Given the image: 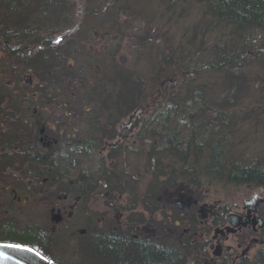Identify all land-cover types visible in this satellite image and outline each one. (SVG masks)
<instances>
[{
  "label": "trees",
  "instance_id": "16d2710c",
  "mask_svg": "<svg viewBox=\"0 0 264 264\" xmlns=\"http://www.w3.org/2000/svg\"><path fill=\"white\" fill-rule=\"evenodd\" d=\"M61 1L0 0L1 192L13 187L26 188L18 178L10 180L6 167L11 165V159L4 161L2 158L4 150L15 152L22 149L18 147L20 142L29 144L26 152L22 150L24 158L19 159L16 155V160L19 159L18 164L25 165L26 170H34L30 175L33 185L49 186L52 190L60 183L68 192L72 187L65 179L78 166L79 158L89 157V153L97 152L95 149L105 141L116 138V125L142 107L145 109V106L155 104V98L164 99L169 108L158 117L152 116L153 112L148 116L155 135L149 138L153 142L146 151V158L154 163L147 166L149 182L145 194L152 195L149 201L154 207L158 206L155 195L158 192H169L184 186L183 183L197 187L198 179L205 176L234 185L264 188V167L238 162L234 154L229 155L230 143L225 134L233 121L231 110L248 90V86L238 82L242 74H246L243 70L250 65L248 62L243 67L244 57L257 54L256 59L264 60V38L259 40L254 36L259 32L264 34V0H156L159 8L151 12L145 10L138 0H123L127 8L133 9L126 15V21L120 19L118 11L113 13L114 1L110 8H99L97 13L89 10L86 17L99 15L105 19L109 13V24L103 20L105 27L110 25L109 30L121 37L130 32L128 26L134 27L136 30L132 34L145 42L143 49L153 47L151 39H163L161 48L154 47L160 50L156 52L157 60L148 59L152 71L150 79L157 87L150 97H147L144 77L134 69L126 68L124 58L111 62L104 53L91 60L90 55L81 52L84 48L81 44L71 41L67 43L69 48L63 56H72L76 66L71 70L66 68L61 49L56 53L49 35L42 36L44 32L50 33V29L52 32L70 24ZM192 10L198 17L189 25L183 14ZM167 29L176 31L165 33ZM109 30L107 34L111 33ZM29 40L34 49L31 56L23 49ZM118 49L119 45L113 47L115 52ZM21 54L25 57L20 59ZM12 63L16 70L9 69ZM22 72L31 75L32 85L26 88H35L33 92H38V96L15 93ZM2 73L13 77L14 81L3 78ZM200 75L218 79L215 83L191 85V78ZM177 79L182 84L180 90L175 89ZM168 82L169 91L160 90L163 88L160 85ZM214 91L217 93H209ZM24 95L28 96L31 106L37 108L32 123L17 116L21 114ZM47 108L50 116L46 115ZM193 109L215 113L216 118L202 121L198 116L190 115L189 111ZM54 110L57 115L53 116ZM47 120L51 126L45 125V131L41 132L42 122ZM219 126L226 129H217V134L214 127ZM180 129H185L187 135L181 134ZM43 138L48 141V146L42 143ZM9 153L6 156L11 158ZM108 169L104 165L98 166L95 168L97 177L93 178H104L108 183L114 181L116 185L112 191L123 190L120 175ZM149 209L153 211V207ZM19 210L21 208L15 210V214L6 211L12 216L0 222V242L25 245L46 256L41 247L34 244V241H47L45 232L39 231L42 229L32 221L20 229L18 216L22 212L19 214ZM184 213L189 216L188 223L194 226L196 221L191 213ZM159 224L163 225L158 231L162 236L159 239L168 240L164 231L168 220ZM84 230L87 233V229ZM60 234L58 237H64ZM88 234H94L86 239L85 244L92 257L91 264H196L198 250L201 252V245L193 242V236L178 238L176 233L169 239L173 244L131 234L112 237L104 232L91 231ZM234 264H264V246L250 261L244 259Z\"/></svg>",
  "mask_w": 264,
  "mask_h": 264
},
{
  "label": "rangeland",
  "instance_id": "374dc122",
  "mask_svg": "<svg viewBox=\"0 0 264 264\" xmlns=\"http://www.w3.org/2000/svg\"><path fill=\"white\" fill-rule=\"evenodd\" d=\"M112 1L115 2L112 9L113 13L118 11L120 13V19L126 21V15L133 9H129V6L127 8L126 4H123V0H62L61 2L62 4L64 3L63 7L65 8V12L69 15L68 20L70 24L52 30V32L50 29V33L44 32L42 36L48 34L54 51L57 53L58 50L61 49L60 52L62 56L68 51L69 47L67 43L74 41L76 45L81 44V46L84 47L81 49V52L90 55V59H95V57L99 56L102 57L104 53L107 54L106 59H109L111 62L124 58L126 68L134 69L139 75L144 77L147 97H150L157 87L150 79L152 71L148 59L153 58L157 60L155 58H158L156 52L160 50H156L154 47L158 45L159 48H161L163 39L160 41L161 37L157 38V40L153 38L151 39L153 41V47L143 49L145 42L142 43L139 39L134 37L132 33L136 29L128 26V23L124 24H127L128 28H131V30L130 32H125L121 37L120 34L116 35V32L112 33L109 30L110 25L105 27V22L103 20L106 19L107 24H109V13L105 15V19H103V16L100 17L99 15H89L86 17V13L89 12V10H95L97 13L105 6L110 8L113 5ZM138 1L145 10H150L149 12H151V10L157 11L159 8L156 0ZM6 2H8V0H6ZM183 16H187L189 25L194 23L198 17L195 10L186 11ZM164 20L168 19L164 18ZM136 23L137 22H135V25ZM108 30L111 32L110 34H107ZM171 31L176 30L167 29L165 33ZM254 36L259 40L264 38V34L261 32L255 33ZM25 44L27 45L23 49L27 51L26 55L29 52L31 56L34 49L32 45H30V40ZM118 45L119 49L115 52L113 47ZM147 50L151 51L147 52ZM166 50L167 49L163 52ZM253 52L256 53V50H253ZM256 56L257 54H252V56L244 57L243 67H245V64L248 62L250 65L243 70L246 74H242L238 82L239 85H244V87L248 86V90L237 100L236 105L231 110L233 121L229 123L230 127L226 129L221 127V125L219 127H214V130L226 129L225 134H227L226 136L230 143L228 148L230 152L229 155L231 153L234 154L238 162L244 164L255 163L257 166L264 167V60L260 61L256 59ZM23 57L25 56L21 54L19 58L21 59ZM19 58H16L17 62ZM63 59L67 63L66 68L68 70L76 66V62L72 56L65 54ZM14 60L15 59H13V61ZM89 63L91 66L93 65L91 61H89ZM20 66L22 65L20 64ZM15 68L16 66L13 63L9 66L10 70ZM1 76L5 79H9L10 82L14 81V78H10L8 74L2 73ZM200 76L201 77L197 78L193 76L191 78V85L197 83V86H199L200 83L205 84V82L215 83L218 79V77L210 78L208 76ZM26 79H30V84L26 83ZM32 80L33 78L27 72L21 74L18 80V90L15 89V93L20 95L21 92H24L29 96H32V93H34L38 96V92H33L35 88H26L27 85L29 87L32 85ZM254 80L255 84L252 85ZM169 84V82L161 84L160 86H163V88L160 90L168 92V88H171V86H168ZM181 85V82L178 80L177 83H175V89L180 90ZM14 87H16V85ZM175 89L173 88L172 92H174ZM209 93L214 94L217 92L214 91ZM22 98L24 100L23 106L21 107L22 111L21 114H17V116L32 123L34 122V117L37 115V108L31 106L28 96L26 98V95H24ZM154 98L155 97H153V99ZM35 99L37 100L36 97ZM156 100V98L153 100L155 104L150 107L145 106V109L142 107L143 109L139 110V112H134L129 118L127 117L121 120L114 129L117 133L116 138L111 141H105L102 146L95 149L97 152L89 153V157L79 158L78 166L74 168L75 170L73 169L74 171L72 170L70 172L69 177H67L68 179H65L68 180L69 185L72 187L68 192L66 191L67 187L60 183L57 185L55 184L52 190L49 186L33 185V180L30 175L34 170L30 168L26 170L25 165L18 164V160L22 158V156L24 158L22 150H24V152L27 151L26 146H28V142H20L18 147L21 146L22 149L20 148L18 151L15 150V152H7V150H4L2 156L3 160L6 161L7 159H11V165L6 167V174L9 175L11 181H14L16 178L20 179L26 188L13 187L12 189L9 188L5 190V192L0 191V222L12 216L6 213V211L15 214V210L21 208L18 212L19 214L22 212V214L18 216L19 228H23L32 221V223L38 225L40 229H42L39 231L45 232L47 241L45 243L34 241V244L41 247L46 256L54 264H91L92 257L89 256L90 254L85 247L86 239L88 240L94 235L88 234L91 231L93 233L104 232L110 237L128 234L138 236L136 228L145 229L144 232L148 235L146 238L147 240H163L166 244H173V241L169 239L173 238L175 233L178 238L193 236V242L201 245V253L199 252V254L203 257H207V253L210 252L208 249L209 240L216 235L214 229H218L214 223L215 219L209 218L205 224L199 225L197 219V223L192 226L188 223V214L184 213L179 216V222L174 226L172 219L177 216L176 206L160 200L162 196L163 198L166 197L162 195V191L155 194L156 205L158 203L157 207H154L149 201L152 195L150 193L145 194L147 183L149 182L148 173L146 172L147 166L149 163H152V165L154 163L153 161L149 162L146 158V151L153 142V139L149 138L155 135L152 131L153 128L149 126L148 116L153 112L152 116L157 115L158 117L162 114L164 109L169 108V106L165 104L164 99H158L157 102ZM208 107L213 108L210 105H208ZM189 112L190 115L198 116V119L202 121L207 118L211 120L216 118V114L211 112L202 113L197 109L190 110ZM49 113L50 110L47 108L46 115L50 116ZM52 115H57L56 110L53 111ZM137 118L138 120H136ZM63 124L65 125V123ZM45 125L51 126L50 121L47 120L42 122L43 128H41V132L45 131ZM24 131L25 130L22 129V132ZM180 133L184 134L185 129H180ZM217 134H219L218 131ZM217 134L215 133L213 136H217ZM208 141L212 143L211 140ZM42 143H48L46 138L42 139ZM8 153L11 158L6 156ZM16 155H19L18 160H16ZM103 165L109 168L108 170L120 175L121 186L124 188H122L123 190L112 191L116 185L114 181L108 183L104 178L100 180L93 178L94 176L97 177L95 168ZM33 168H35V166ZM198 181L199 184L197 187H192L183 183L182 185L184 186L169 191L173 192L176 190V192L180 193L185 192L184 189H186L191 191L200 202L206 203L207 205H212L213 202H217L223 207L231 203L239 204L240 206L243 201L256 195L258 199L262 200L258 215L256 216L260 217L264 222L263 187H254L248 184L234 185L224 180H214L206 176L198 179ZM179 188L182 189L178 191ZM175 196L178 198L176 194ZM192 204H190V206H192ZM149 207H153L152 212H150L151 210ZM182 210L184 212L189 211L188 208L186 210L185 206L182 207ZM56 213L59 214L60 219L62 217L59 223L51 221V216ZM197 214V216L200 217L201 213L197 212ZM204 214L205 215L200 218H204L206 212ZM169 218L171 222L166 225L164 230L167 232L169 239H159L162 236L158 231L159 228L161 229L163 226L159 224V222L165 219L168 220ZM28 219L31 220L29 221ZM227 225L229 224L227 223L225 226ZM260 228L261 230H259L256 235L254 234L255 237L250 234V231L242 232V238H245L242 247H244L251 238H253V240H263L264 242V223ZM83 229H87V233H85ZM59 233L64 237H58ZM227 239L228 240L224 243V247L234 246L235 243L240 240L239 236L236 234L228 235ZM252 246L251 250L245 256L247 261L253 258L257 250L264 246V243H254ZM192 256L193 254L191 257ZM197 259L196 264L200 261L199 258ZM229 261L230 258L227 259L226 264H229Z\"/></svg>",
  "mask_w": 264,
  "mask_h": 264
},
{
  "label": "flooded vegetation",
  "instance_id": "af4514ba",
  "mask_svg": "<svg viewBox=\"0 0 264 264\" xmlns=\"http://www.w3.org/2000/svg\"><path fill=\"white\" fill-rule=\"evenodd\" d=\"M46 146H48V143H45ZM185 192L184 193H187V195L191 196L193 198H195L196 202L194 204H192V206L188 207V212L191 213V215L193 216V219L196 221L197 223V219H198V225L199 224H205L207 219L209 218H213L215 219L214 220V223H215V226L218 227V229L216 230H220L221 228L224 229L225 228V225L227 224V217L229 216H243V215H246V211H247V206L243 204V202L241 203V205L239 206V204H235V203H231L227 206H222L221 204L219 205L217 202H213L210 209H207L206 206H209L207 205L206 203H203V202H200L198 199H196V197L194 196V194H192V192H188V190L184 189ZM163 194L166 196L163 198V196L160 198V200L164 201L165 203H168V204H172V205H175L176 206V211L179 213V215H183L184 214V211L180 210L181 207H184L185 204L184 202H179V199L175 196L176 194V190L175 191H169V192H163ZM203 205V207L199 210V206ZM206 205V206H205ZM195 208V210H194ZM259 209H260V206L257 207L256 211H255V214L254 213H250V217H249V220L247 223V225L242 226V227H237L235 229V231L233 233H228L226 235L224 234H220L219 232H214L215 229H214V233L216 234L215 237L211 238L209 240V243H208V249L210 250L209 253H207V257H203L202 255L199 254V251H198V257L200 259L199 263L197 264H226L227 262V259L230 258V261L229 263L230 264H234L236 262H239L241 260H244L247 255V253L251 250V248L253 247L252 245L255 243V244H262L264 243L263 240H259V239H256V240H253V238H251L248 243L246 245L243 246V243L245 241V238H242L243 235H242V232L244 231H250V234L252 235H256L258 233L259 230H261L260 227H258L256 224H252V219L255 215H258V212H259ZM187 210V208H186ZM197 212H200L201 215L200 217L204 216L205 212H206V216L204 218H200L199 216H197ZM253 216V217H252ZM62 219V217H61ZM202 222H201V221ZM61 221V220H60ZM168 222L170 223L171 222V219L169 218L168 219ZM172 222L174 225H177L178 222H179V216H175V218L172 219ZM59 223V222H58ZM223 224V225H221ZM136 231L138 233L139 236H141V238H144L146 239L147 238V233L144 232L145 229L144 228H141V229H138L136 228ZM238 235L240 240L238 242L235 243L234 246H225L224 247V243L228 240V235ZM224 235V236H222ZM254 235V237H255ZM251 236V235H250ZM252 240V241H251ZM201 253V252H200ZM198 260V259H196Z\"/></svg>",
  "mask_w": 264,
  "mask_h": 264
},
{
  "label": "water",
  "instance_id": "95a60500",
  "mask_svg": "<svg viewBox=\"0 0 264 264\" xmlns=\"http://www.w3.org/2000/svg\"><path fill=\"white\" fill-rule=\"evenodd\" d=\"M30 79H26V83L30 84ZM179 202H184L185 207L188 208L190 204L195 203L196 200L192 196L179 194ZM243 204L247 206L246 215L243 216H229L227 217V223L229 225L225 226L224 229L216 230L215 233L220 234L233 233L237 227H242L247 225L250 213H254L257 206L262 204V200L258 199L257 196H253L250 199L243 201ZM206 206V205H205ZM203 205L199 206V210ZM210 209L211 205L206 206ZM182 210V207L180 208ZM253 217V216H252ZM59 214H53L51 216V221L54 223L60 222ZM263 220L256 215L252 219V224H256L258 227H262ZM0 264H52L46 257L37 252L35 249L13 243L0 242Z\"/></svg>",
  "mask_w": 264,
  "mask_h": 264
}]
</instances>
